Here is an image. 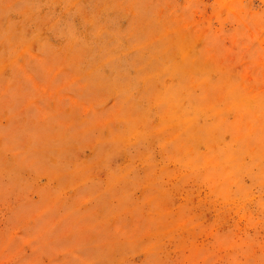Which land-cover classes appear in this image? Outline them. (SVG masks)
I'll return each instance as SVG.
<instances>
[{
  "label": "rangeland",
  "instance_id": "374dc122",
  "mask_svg": "<svg viewBox=\"0 0 264 264\" xmlns=\"http://www.w3.org/2000/svg\"><path fill=\"white\" fill-rule=\"evenodd\" d=\"M0 264H264V0H0Z\"/></svg>",
  "mask_w": 264,
  "mask_h": 264
}]
</instances>
